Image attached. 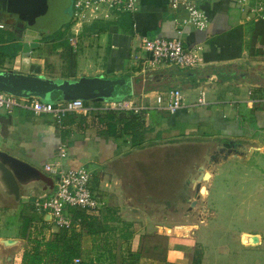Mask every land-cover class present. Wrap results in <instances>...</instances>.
<instances>
[{
    "label": "crops",
    "instance_id": "obj_1",
    "mask_svg": "<svg viewBox=\"0 0 264 264\" xmlns=\"http://www.w3.org/2000/svg\"><path fill=\"white\" fill-rule=\"evenodd\" d=\"M202 8L210 20L208 30L185 26L182 35L187 46L202 47L200 64L193 69L162 65L153 72V80L149 82L142 80L138 72L140 68L136 67L137 61L132 58L137 46L135 34L150 38H178L177 19L185 16L186 12L175 11L169 0H141L134 13L76 26L71 16L70 21L62 25H70L68 45L59 44L54 32L44 34L43 39L29 43V65H22L21 58L11 59L0 53V61H5L0 65V74L9 70L28 72L33 67V71L56 80H77L84 76L132 80L134 93L120 100L127 99L148 109V115L144 119L133 113L101 111L103 102L109 100H84V110L69 113L62 126L56 123L52 114L36 115L25 106L15 107L10 112L1 109L0 149L28 162L47 176V179L22 187L19 200L6 192L0 193L4 200L15 201L16 217L20 218L18 234L20 231L22 233L25 218L33 219L30 222L32 225L40 216L33 207L34 201L54 191L56 180L45 170V166L58 158L59 147L64 143L68 152L63 160L64 166L86 167L90 170L95 189L106 200L101 212L102 222L93 227L100 229V232L91 234L84 231L82 234L81 256L86 264H117L114 254L108 252L107 256L106 250L103 251V246L98 244L101 241L99 237L104 235L103 232L123 229L126 241H121L124 252L119 255L122 257V264H130L128 249L135 242L134 234L147 231L153 223L158 229L167 227L165 222H159L158 218L162 216L156 208V201L163 197L169 199L165 194L171 197L173 190L170 186L179 182L176 181L178 178L166 181L162 180L163 177L151 180L146 178L145 192L140 190L142 187L138 186L136 178L131 177L128 182L121 184L122 180L118 176L119 168L126 163L124 158L131 156L134 149L144 147L149 141L160 144L188 140L202 142L207 146L214 145L205 157L207 162L198 167L195 178L184 184L185 200L192 204L197 198L196 180L202 174V167L208 165L211 153L219 143L236 142L245 146L246 155L232 157L211 169L209 180L203 182L205 192L197 200L196 207L193 206L189 211L188 217L196 211L200 212L199 221L189 224L193 226L191 236L168 234L170 238L161 257L143 254L137 262L190 264L192 255L198 248L201 249V264H206L200 223H205L203 227L207 225L205 217L210 211L206 205L200 207V204L201 201L206 203L214 188L219 168L232 163L231 167L238 171L229 177L239 180V159L246 158L244 162L254 159L247 168L254 171L256 179L264 181V20L247 17L237 0H211L202 3ZM0 21L5 25L0 31L9 36L7 43L21 44L20 55L24 50V30L17 28L19 32H14L13 23L3 22L2 18ZM73 34L78 35L76 48L70 44ZM175 88L183 91L185 106L174 114L159 109L157 94ZM201 93L205 95L206 104L197 105ZM29 100L31 97H19V101L23 103H28ZM49 100L60 101L55 92L49 95ZM132 119L141 124L136 137L131 128ZM165 137L170 138L164 139ZM182 137L185 140H178ZM231 159H235L234 162ZM130 172L133 174L135 170ZM244 175L249 177L248 173ZM149 186L155 189L151 191ZM44 218L46 222L39 221L44 227L53 225L48 214ZM140 220L144 225L140 224ZM175 225L179 224L174 223L171 231ZM132 230L135 233L130 232ZM250 236H255L256 241L249 240ZM240 238L245 246L261 245L264 241L262 234L250 231H244ZM20 240L25 243L22 238ZM1 241L8 240L0 238V264H23V244H19L20 251L14 248L15 252L10 254L6 249L8 246H3Z\"/></svg>",
    "mask_w": 264,
    "mask_h": 264
},
{
    "label": "rangeland",
    "instance_id": "obj_2",
    "mask_svg": "<svg viewBox=\"0 0 264 264\" xmlns=\"http://www.w3.org/2000/svg\"><path fill=\"white\" fill-rule=\"evenodd\" d=\"M73 1L65 0L67 19L68 16L70 17L73 14ZM60 24L62 23H57V27ZM12 28L15 30L14 32H19L15 26ZM70 34V25L68 26V24L64 25L61 30L58 27L54 32V35L59 39L58 43L63 46L68 45ZM4 62L0 61V65ZM168 138L165 137L164 139ZM178 140L185 139L182 137ZM185 141L179 143L166 141V143L160 144L149 141L144 144V147L134 149L131 156L124 158L126 163L119 168L120 176H118L122 180L121 184L128 182L133 177L136 178L138 186L142 187L140 190L145 192L144 188L147 187L145 186L146 178L151 180L163 177V181L169 178H178L176 181L179 182H176L175 186L174 184L170 186L173 190L171 197L165 194L169 199L163 197V199L158 198L159 201H156V208L162 216L158 218L159 222H165L164 225L167 227L158 229L153 226V223L150 224L151 228L148 227L147 231L142 230L139 233H135V230L130 231L135 233L133 236L135 242L130 244L131 247H129L128 252L141 251L148 256L161 257L166 251L169 235L174 233L173 229L171 231L174 223L179 225L194 224L199 221V211L188 217L193 205L185 200L184 184L187 180L190 181L195 178L198 167L203 162H207L205 157L214 148V145L207 146L202 142ZM244 159L246 158L239 159V180L229 177L230 174L232 175L238 171L237 168L231 167L232 163L224 164L219 168L215 186L211 190L206 203L201 201L200 207L206 205L210 211L205 217L207 225L203 227L205 223H200L204 237L203 246L206 253V264H264V241L261 245L245 246L240 238L244 231H250L262 234L264 239V181L256 179L253 175L254 171L247 168L250 167L254 159L248 162H244ZM234 160L231 159L230 161L234 162ZM131 170H135V172L131 174ZM244 173H248L249 177H246ZM153 186H149L152 188L151 191L155 189ZM260 187H262V190ZM0 193L2 194L4 191ZM1 194L0 238H7L10 241L15 239L17 241L13 240V242H16L13 247L6 248L10 254L15 252L14 248L20 251V243L26 249L29 244L28 239H31L30 241L33 243L36 240L50 241L59 233L55 226L44 227L38 219H35L27 231V237L23 238L20 234L21 231L18 234L20 218L16 217L15 201H6ZM140 224L144 225L142 220H140ZM158 224L163 226L161 223ZM46 228L50 231H47ZM120 230L103 232L104 237H99L101 241L98 243L103 246V251L106 250L107 256L109 255L108 252L114 254L115 263L117 264H122V257L119 254L123 255L124 249H122L121 243L126 241L123 238L125 235H123V229ZM176 235L179 234L176 233ZM130 237H132L131 234ZM21 238L25 240V243L20 240ZM125 252L127 251L125 250Z\"/></svg>",
    "mask_w": 264,
    "mask_h": 264
},
{
    "label": "built area",
    "instance_id": "obj_3",
    "mask_svg": "<svg viewBox=\"0 0 264 264\" xmlns=\"http://www.w3.org/2000/svg\"><path fill=\"white\" fill-rule=\"evenodd\" d=\"M211 0H169L171 7L184 10L186 15L177 19L178 38L156 36L153 38L136 33L137 46L134 48L132 58L137 61L136 67L144 82L153 80V72L162 65H175L180 68H196L200 60L202 47L196 45L189 47L182 39L185 26H191L206 31L210 20L202 8V3ZM249 18L264 20V0H237ZM141 0H74L72 21L74 26L91 23L94 20L111 18L125 13H134ZM0 21V28H4ZM78 35L70 37V44L76 48ZM158 108L171 114L176 113L185 106L183 91L179 88L159 92L156 96ZM206 104L204 93L197 99V105ZM18 106L31 109L36 115L52 114L56 123L62 126L64 118L73 112H81L85 108L83 99L60 100L58 102L43 101L31 97L28 103L19 101V97L0 91V110L9 112ZM103 112L133 113L138 117L146 118L148 109L145 106L135 105L127 99L105 101L100 108ZM67 145L62 143L59 147L58 158L45 166V170L55 178V189L49 195L37 198L33 207L45 221L48 214L52 224L57 229L80 230L81 219L75 218L71 210L82 209L92 215H100L106 200L103 194L95 189L93 174L86 167L67 168L63 160L67 157ZM46 222V221H45ZM74 264H86L83 257H76Z\"/></svg>",
    "mask_w": 264,
    "mask_h": 264
},
{
    "label": "water",
    "instance_id": "obj_4",
    "mask_svg": "<svg viewBox=\"0 0 264 264\" xmlns=\"http://www.w3.org/2000/svg\"><path fill=\"white\" fill-rule=\"evenodd\" d=\"M0 11L11 16L18 17L24 22L21 29L25 32V43L23 52L16 58H21L22 65H29L30 42L36 39H43L47 24L45 20L53 19L54 24L68 22L71 16L65 12V0H0ZM3 22L8 20L2 19ZM49 26V24H48ZM51 28V27H50ZM52 33V32H50ZM18 65V66H21ZM9 70L0 74V90L16 95L18 97L30 98L39 97L46 101L49 95L55 92L59 100L83 99L89 100H120L134 93L132 80L113 79L106 77H81L77 80H56L49 79L33 71ZM245 146H237L234 143L226 142L220 144L209 158L208 165L202 167V174L196 180L197 198L192 205L205 192L203 182L209 180L210 171L213 167L223 164L232 157L246 155ZM47 179L41 170L33 167L28 162L0 149V192L4 191L19 200L22 187L34 181ZM193 226L187 224L175 225L173 234H181L185 237L191 236ZM249 240L256 241L255 236ZM16 242L1 241L3 246H13Z\"/></svg>",
    "mask_w": 264,
    "mask_h": 264
},
{
    "label": "trees",
    "instance_id": "obj_5",
    "mask_svg": "<svg viewBox=\"0 0 264 264\" xmlns=\"http://www.w3.org/2000/svg\"><path fill=\"white\" fill-rule=\"evenodd\" d=\"M1 30V29H0ZM8 34L2 33L0 31V53L4 57H9L11 59L17 57L19 51H21V44H13L8 42ZM131 128L133 129V135L136 137L138 129L141 127L139 122H135L132 119ZM72 215L75 218L81 219V229L71 230L58 229V234H56L50 241L47 240H36L35 243L28 239L29 244L23 254V264H74L76 257L82 255L81 238L83 232L96 234L100 232V229H95L96 225L102 222L103 214L92 215L86 210L82 209H72ZM38 221H43L40 217L37 218ZM32 220L25 218L22 226L21 235L23 238L27 237V231L30 228ZM130 255V264H138L137 262L143 256L141 251L128 252ZM190 264H201V249H196L192 255Z\"/></svg>",
    "mask_w": 264,
    "mask_h": 264
},
{
    "label": "flooded vegetation",
    "instance_id": "obj_6",
    "mask_svg": "<svg viewBox=\"0 0 264 264\" xmlns=\"http://www.w3.org/2000/svg\"><path fill=\"white\" fill-rule=\"evenodd\" d=\"M0 18L8 20V22L13 23L14 26H15L16 28H19V29L24 25V22L21 21L18 17L8 15V14L3 13V12H1V11H0ZM45 23L47 24V28L45 29V31H46L47 33H48V32L50 33V32H55V30H57L58 27H59L60 30L63 29V26H62V25H63L65 22L62 23V24H60V26L57 27V24H54L53 19L51 18V19L45 20ZM48 24H49V26H48ZM50 27H51V28H50ZM220 144H222V143H219V145H220ZM235 144H236L237 146H240L239 143H236V142H235ZM219 145H218V146H219ZM218 146H217V147H218Z\"/></svg>",
    "mask_w": 264,
    "mask_h": 264
}]
</instances>
